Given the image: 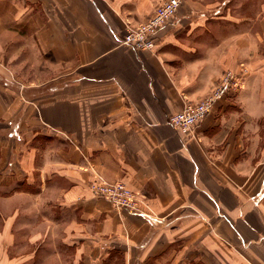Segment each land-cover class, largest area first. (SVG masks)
<instances>
[{"label":"crops","instance_id":"1","mask_svg":"<svg viewBox=\"0 0 264 264\" xmlns=\"http://www.w3.org/2000/svg\"><path fill=\"white\" fill-rule=\"evenodd\" d=\"M164 1L0 0V264H264V0H183L153 50L122 45ZM244 69L191 133L170 124Z\"/></svg>","mask_w":264,"mask_h":264},{"label":"built area","instance_id":"2","mask_svg":"<svg viewBox=\"0 0 264 264\" xmlns=\"http://www.w3.org/2000/svg\"><path fill=\"white\" fill-rule=\"evenodd\" d=\"M182 1H164L145 23L128 28L120 43L135 50H153L157 32L174 18ZM247 73L245 69L224 72L218 85L207 97L186 104L183 110L171 116L170 124L184 134L191 133L194 127L207 118L218 101L241 90ZM89 189L94 196L109 201L118 210L147 215L140 207V195L130 190L123 182L108 183L102 178H97L90 183Z\"/></svg>","mask_w":264,"mask_h":264},{"label":"rangeland","instance_id":"3","mask_svg":"<svg viewBox=\"0 0 264 264\" xmlns=\"http://www.w3.org/2000/svg\"><path fill=\"white\" fill-rule=\"evenodd\" d=\"M5 72H7V68H6V65H4L3 63V60L0 59V86H3V87H11L13 86L12 88H14V92H15V87H17V76L16 75H13L14 77L10 76L9 78H7L5 76ZM4 73V74H2ZM57 85V82L55 83H49V84H46V85H43L41 87H34L32 89H29V90H25L24 91V95L28 98H32L34 96H37L38 94H40L44 89H47L49 87H52V86H55ZM4 95L6 96V93L5 91H0V97L1 95ZM10 137V134L8 135ZM12 136L15 137L14 139L15 140H19V138L17 139V134L16 133H12Z\"/></svg>","mask_w":264,"mask_h":264},{"label":"trees","instance_id":"4","mask_svg":"<svg viewBox=\"0 0 264 264\" xmlns=\"http://www.w3.org/2000/svg\"><path fill=\"white\" fill-rule=\"evenodd\" d=\"M54 86H52V87H49V88H53ZM44 90H47V89H44Z\"/></svg>","mask_w":264,"mask_h":264}]
</instances>
